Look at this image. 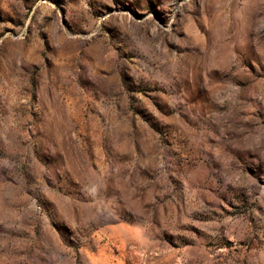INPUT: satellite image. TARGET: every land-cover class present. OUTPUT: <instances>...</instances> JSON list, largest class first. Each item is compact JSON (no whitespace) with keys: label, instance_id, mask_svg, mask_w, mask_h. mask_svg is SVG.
I'll use <instances>...</instances> for the list:
<instances>
[{"label":"rangeland","instance_id":"1","mask_svg":"<svg viewBox=\"0 0 264 264\" xmlns=\"http://www.w3.org/2000/svg\"><path fill=\"white\" fill-rule=\"evenodd\" d=\"M0 264H264V0H0Z\"/></svg>","mask_w":264,"mask_h":264}]
</instances>
